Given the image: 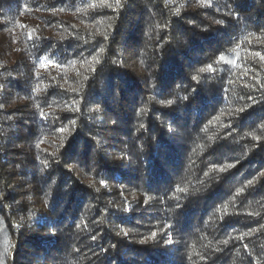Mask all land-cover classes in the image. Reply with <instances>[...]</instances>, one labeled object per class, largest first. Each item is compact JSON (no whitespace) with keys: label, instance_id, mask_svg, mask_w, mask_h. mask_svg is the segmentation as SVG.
I'll return each mask as SVG.
<instances>
[{"label":"trees","instance_id":"16d2710c","mask_svg":"<svg viewBox=\"0 0 264 264\" xmlns=\"http://www.w3.org/2000/svg\"><path fill=\"white\" fill-rule=\"evenodd\" d=\"M0 264H264V0H0Z\"/></svg>","mask_w":264,"mask_h":264},{"label":"snow or ice","instance_id":"6c2138e0","mask_svg":"<svg viewBox=\"0 0 264 264\" xmlns=\"http://www.w3.org/2000/svg\"><path fill=\"white\" fill-rule=\"evenodd\" d=\"M117 6H119V0H117ZM109 7H111V5H109ZM218 23H222V21H218ZM221 59H223V57H221ZM211 70V65H209V67L207 69L202 68L200 71L204 72V71H210ZM169 103H171V101H169ZM241 111H243V109H241ZM63 131V129H62ZM224 169H221V171H223ZM101 183H104L103 181ZM252 181H249V184H251ZM225 243H227V241H225Z\"/></svg>","mask_w":264,"mask_h":264},{"label":"rangeland","instance_id":"374dc122","mask_svg":"<svg viewBox=\"0 0 264 264\" xmlns=\"http://www.w3.org/2000/svg\"><path fill=\"white\" fill-rule=\"evenodd\" d=\"M123 149H121L120 151H119V149L117 150V151H115L116 153H115V155H116V157H115V155H114V159L117 161V160H119V159H121L123 156H124V153H123ZM132 182H134L135 183V181H133V180H131ZM27 250H29V248L27 249ZM54 253H51V255H53Z\"/></svg>","mask_w":264,"mask_h":264}]
</instances>
